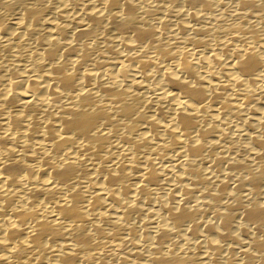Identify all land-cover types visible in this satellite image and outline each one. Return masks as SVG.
<instances>
[{
	"label": "bare ground",
	"instance_id": "1",
	"mask_svg": "<svg viewBox=\"0 0 264 264\" xmlns=\"http://www.w3.org/2000/svg\"><path fill=\"white\" fill-rule=\"evenodd\" d=\"M0 264H264V0H0Z\"/></svg>",
	"mask_w": 264,
	"mask_h": 264
}]
</instances>
